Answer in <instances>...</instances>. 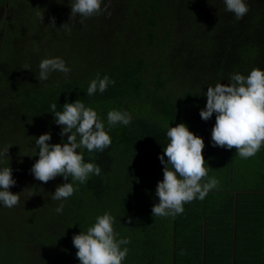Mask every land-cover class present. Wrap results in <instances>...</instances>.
I'll return each instance as SVG.
<instances>
[{"label":"trees","instance_id":"obj_1","mask_svg":"<svg viewBox=\"0 0 264 264\" xmlns=\"http://www.w3.org/2000/svg\"><path fill=\"white\" fill-rule=\"evenodd\" d=\"M72 3L0 0V142L4 148L20 146V156L11 159L7 153L0 169L9 166L28 180L32 193L28 201L35 203L33 213L27 209L29 215L20 207V248L12 247L20 255L0 264H80L73 236L94 225L112 201L119 206L111 212L117 239L130 240L121 246L129 249L122 264H159L157 243L148 238L158 234L152 227L158 232L159 227L142 214H133L143 207L146 196L138 182L150 179L155 186L163 180L159 156L170 142L168 128L184 123L191 132L198 130L200 125L192 120L206 107L209 86L230 84L235 73L247 76L253 68L264 70V0H245L249 11L239 21L226 10L224 0H102L107 11L87 18L85 24L79 15L71 16ZM52 17L55 27L49 25ZM66 23L67 28L62 27ZM150 51L152 59L147 58ZM57 57L70 72H52L40 81V62ZM151 62L157 65L152 75L157 87L147 95L144 90L151 87L142 73ZM97 74L115 84L88 96L89 83ZM167 80L175 81L180 93L157 94ZM77 100L97 112L112 140L103 152L77 149L84 162L101 168V174L90 175L83 184L63 176L38 181L30 171L39 159L35 138L51 133L49 144L67 142L50 105L56 103L57 111H62L65 103ZM110 110L129 112L131 123L109 127ZM201 138L207 162V134ZM63 183H73L78 190L66 200L52 199ZM20 198L26 200L22 190ZM61 203L63 212L57 213ZM117 221L124 231L131 226L130 235L119 234Z\"/></svg>","mask_w":264,"mask_h":264},{"label":"clouds","instance_id":"obj_2","mask_svg":"<svg viewBox=\"0 0 264 264\" xmlns=\"http://www.w3.org/2000/svg\"><path fill=\"white\" fill-rule=\"evenodd\" d=\"M224 3L226 10L234 13L237 21L249 11L245 0H224ZM101 4L102 0H74L71 16L79 15L86 19L101 15L107 11V5L102 9ZM80 22L83 23V19ZM49 25L55 27V17L51 18ZM67 26V23L62 25ZM52 72L67 75L70 68L59 57L43 59L39 64V80L46 81ZM231 81L230 84L217 83L215 87L207 88V103L200 111V117L208 121L215 114V125L211 130L213 147L235 148L241 158L248 159L264 145V70L253 68L247 76L235 73ZM110 84L114 85L115 81L107 75L100 78L97 74L90 81L86 94L104 93ZM50 111L54 113L55 123L62 126L60 135L67 136V142L49 144L51 133L35 138L39 159L30 169L34 178L48 183L57 176H63L65 181L71 177L72 181L83 184L90 175L99 176L101 168L84 162L83 155L77 151L86 148L90 153L103 152L111 146V137L97 112L86 107L81 100L65 103L62 111H57V104L52 103ZM131 120L132 116L127 111L110 110L107 114L109 127L116 124L127 126ZM166 135L170 142L159 156L164 165L163 180L156 187L159 202L152 207V215L174 218L184 213L185 204L195 199L204 200L210 191L219 187V181L214 177L205 180L209 167L205 166L207 162L202 155L205 143L201 137L191 132L184 123L169 127ZM8 149L0 152V156H7ZM12 171L10 167L0 169V203L7 208L17 206L20 201L19 193L13 194L9 190L16 184ZM77 190L73 183H63L56 188L52 199L66 200ZM63 208L61 203L56 212L62 213ZM114 221L115 218L105 212L96 217V222L86 232L73 236L80 264H122L129 249L121 246L129 244L130 240L117 239ZM128 222L131 223V218Z\"/></svg>","mask_w":264,"mask_h":264},{"label":"crops","instance_id":"obj_3","mask_svg":"<svg viewBox=\"0 0 264 264\" xmlns=\"http://www.w3.org/2000/svg\"><path fill=\"white\" fill-rule=\"evenodd\" d=\"M252 180L247 193L209 192L183 214L162 217L148 237L159 264H264V169Z\"/></svg>","mask_w":264,"mask_h":264},{"label":"rangeland","instance_id":"obj_4","mask_svg":"<svg viewBox=\"0 0 264 264\" xmlns=\"http://www.w3.org/2000/svg\"><path fill=\"white\" fill-rule=\"evenodd\" d=\"M77 18L79 22L81 21V19H83L82 24L86 23L87 18L85 19L80 16H77ZM92 23L95 25V21L94 22L92 21ZM58 52L59 51L56 49V53ZM152 56H153L152 51H150L147 55V58L152 59ZM156 66H157L156 64H153L151 62L149 63L148 69L143 71L142 73L143 79L148 81L149 86L151 87V89L148 87L145 88L144 92L147 95H150L152 89L154 87L155 88L157 87V82L156 81L153 82L152 80V75L155 72ZM165 76H166V73L162 75V78H164ZM174 91H177V93H180V89L179 87H177V83L172 80L171 81L167 80L166 86L163 89H161L159 93L157 91V94L166 95ZM193 117L194 119L192 120V122L193 123L197 122L200 125L198 130L193 131V133L195 132L194 134H198L201 137L207 134V141H208L207 160L208 161L205 164V166L209 167V171H208V176L205 178V180L214 177L219 181V187L217 189H213L210 192L232 193V192H235L236 190H240V191H243L241 192L243 194L245 192L247 193V191L252 190L250 186L248 185H250L252 178H255V180L253 179L252 182L256 180L259 181L260 174L264 169V145H262L261 149L258 151V153L255 156L250 157L248 159H243L237 154L235 148L229 150L226 148H221L219 146H216V147L212 146V140H211L212 128L210 127L215 125V114H213L212 118L208 120L209 121L208 124H207V121H204L200 117H197V114L194 115ZM5 149H8L7 153L9 154V157L11 159H15V157H17L18 154L20 156V146H16V144H12L9 147L4 148L2 147V142H0V152H3ZM4 158L6 157L0 156V164L3 163L2 160ZM17 159H20V157H18ZM11 164L15 165L13 161L11 162ZM19 166H16V168H19ZM4 167H9V166H4ZM13 172H12V176H13V179L16 180V184L15 186L11 187L9 190L13 194L19 193V197H20V190H22L23 197L26 196V200L20 198L19 204L12 208H7L2 203H0V222L3 223V224H0V243L1 242L8 243V245L0 244V263L10 262L11 257L15 255H20V250L12 249V247L20 248V209L24 207L22 211H24L25 215H29V211L33 213V207H34L33 204H35L33 201H30V202L28 201L30 198V195L32 194L31 193L29 195V192H28L30 189V183H28V180L24 178H20L19 172L17 173H13ZM29 180L31 182V187H32L31 177H29ZM138 183L143 184L142 191L144 194H146V196L144 197V202L142 204L143 207L141 209H137L135 213L133 212V214L134 215L138 213L139 215L142 214L146 220L154 222L155 224H157L156 226L159 227V223L156 222V220L158 218L160 219V216L152 215V207L156 203L159 202L157 200L158 197L155 194L157 185L153 186L152 185L153 181L150 179H144ZM139 192L141 191L139 190ZM117 207H119L118 201H112V203H110L108 206L109 211H106V212L109 214H111V212L114 213L117 210ZM170 218H173V217L169 216V219ZM160 220L162 223V219ZM116 223H117L118 230L120 232L119 234L121 236H124L126 232L128 233V235H130V229H131L130 225H127L128 231H124L122 230L124 228H122L119 225V221H117ZM147 226L148 225L146 223V227ZM134 227L135 228L138 227V224L134 223ZM140 229L141 228H138V230ZM140 233L142 236H144L142 232ZM9 243H13V244L10 246Z\"/></svg>","mask_w":264,"mask_h":264}]
</instances>
